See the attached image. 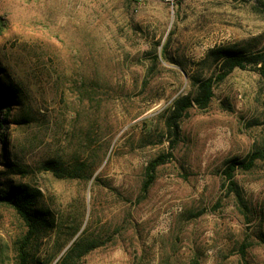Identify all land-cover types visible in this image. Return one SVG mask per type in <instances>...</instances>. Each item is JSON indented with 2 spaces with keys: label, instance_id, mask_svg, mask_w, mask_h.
Returning <instances> with one entry per match:
<instances>
[{
  "label": "rangeland",
  "instance_id": "rangeland-1",
  "mask_svg": "<svg viewBox=\"0 0 264 264\" xmlns=\"http://www.w3.org/2000/svg\"><path fill=\"white\" fill-rule=\"evenodd\" d=\"M263 44L264 0H0V84L17 94L0 108V187L38 189L52 211L40 264L59 262L83 228L104 242L76 264H264V159L234 173L247 219L221 173L263 143L264 74L233 69L173 148L163 124L194 77L216 74L210 48ZM49 159L91 175L58 178ZM23 233L0 203V264H14Z\"/></svg>",
  "mask_w": 264,
  "mask_h": 264
},
{
  "label": "trees",
  "instance_id": "trees-1",
  "mask_svg": "<svg viewBox=\"0 0 264 264\" xmlns=\"http://www.w3.org/2000/svg\"><path fill=\"white\" fill-rule=\"evenodd\" d=\"M203 60H210L214 64L216 74L205 78L194 77L192 79V90L187 94L177 96L163 115L164 131L169 134L170 148L175 146L179 137L181 122L189 111L192 108L198 110L207 108L214 96L215 84L224 80L233 69L255 66L260 73L264 74V44L256 51H248L240 46L210 48ZM3 81L5 82L4 79ZM16 96L17 94L12 84L9 82L7 86L0 84V108H5V114L12 108V104H16L13 103ZM1 124L0 121V126ZM1 133L0 136H2ZM163 157H156L146 166L141 186L142 191H147L154 182L156 167L164 162ZM263 159L264 139L260 146L255 147L244 157L227 159L221 170L226 193L233 195L236 202L242 206V212L246 219L248 207L234 179V173L237 170L250 171L254 168L257 161ZM42 166L43 169L50 171L54 176L63 179L85 180L91 175V172L87 173V175L83 174L85 169L82 165L72 161L66 163L57 159H49L43 162ZM39 196L40 191L38 189L24 183L3 184L0 187V203L13 207L24 224V233L16 239L14 244V264H40L39 259L34 256L35 246L53 230L55 225L52 211L48 207L39 205ZM79 229L80 227L75 229L72 237ZM103 242L100 236L91 239L87 238L85 228H83L64 250L60 261L55 264H76L82 256L102 245Z\"/></svg>",
  "mask_w": 264,
  "mask_h": 264
},
{
  "label": "built area",
  "instance_id": "built-area-1",
  "mask_svg": "<svg viewBox=\"0 0 264 264\" xmlns=\"http://www.w3.org/2000/svg\"><path fill=\"white\" fill-rule=\"evenodd\" d=\"M167 1H170V0H167Z\"/></svg>",
  "mask_w": 264,
  "mask_h": 264
}]
</instances>
